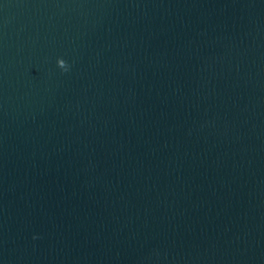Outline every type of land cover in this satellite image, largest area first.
<instances>
[{"label":"water","instance_id":"1","mask_svg":"<svg viewBox=\"0 0 264 264\" xmlns=\"http://www.w3.org/2000/svg\"><path fill=\"white\" fill-rule=\"evenodd\" d=\"M0 264H264V0H0Z\"/></svg>","mask_w":264,"mask_h":264},{"label":"clouds","instance_id":"2","mask_svg":"<svg viewBox=\"0 0 264 264\" xmlns=\"http://www.w3.org/2000/svg\"><path fill=\"white\" fill-rule=\"evenodd\" d=\"M64 70L67 71L68 70V66Z\"/></svg>","mask_w":264,"mask_h":264}]
</instances>
